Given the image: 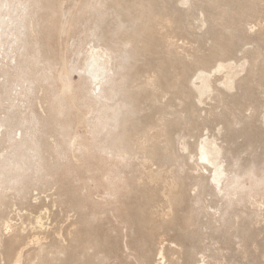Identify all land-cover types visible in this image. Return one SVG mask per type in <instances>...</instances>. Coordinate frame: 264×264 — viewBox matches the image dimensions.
Masks as SVG:
<instances>
[{
	"label": "rangeland",
	"instance_id": "rangeland-1",
	"mask_svg": "<svg viewBox=\"0 0 264 264\" xmlns=\"http://www.w3.org/2000/svg\"><path fill=\"white\" fill-rule=\"evenodd\" d=\"M183 1L41 0L32 11L34 93L27 104L22 84L0 78V119L10 105L31 115L45 168L0 204V264H264V181L251 189L245 176L264 178V0ZM94 48L127 55L128 109L104 131L83 76ZM222 60L245 65L231 91L214 72ZM203 69L214 92L199 102ZM20 128L0 130V162ZM207 138L241 194L219 193L197 166Z\"/></svg>",
	"mask_w": 264,
	"mask_h": 264
},
{
	"label": "bare ground",
	"instance_id": "bare-ground-1",
	"mask_svg": "<svg viewBox=\"0 0 264 264\" xmlns=\"http://www.w3.org/2000/svg\"><path fill=\"white\" fill-rule=\"evenodd\" d=\"M187 4L188 0H184L183 5ZM40 5L41 0H0V78H3L5 85L9 84L8 87L16 83L22 84L23 89L19 98L27 104L34 93L31 85L37 81L32 79L33 69L31 66L34 63L38 64L32 49L31 38L33 39L34 34L32 11L35 8L37 10ZM97 30L99 32L98 28ZM130 43L131 41L126 44V47ZM126 58V54L112 51V49L97 50L94 48L85 59L83 76L88 89L86 93L89 94V100L95 105H100L96 126L101 127V131L109 126L117 127L119 119L128 109L125 100L120 99ZM8 66H11L15 71L13 78L8 77ZM244 69V64L238 65L231 60H222L215 66L214 72L217 75H222L221 85L225 90L231 91L235 86L234 81ZM240 70L241 72H239ZM27 82L29 84L25 86ZM62 84L63 89H68L71 85L70 79L62 77ZM192 90L197 94L199 102L214 92L210 71L201 70L196 81L192 83ZM10 91L7 89L6 92L8 101ZM13 106L6 107L5 117L0 119V130H2V135L10 137V131L13 128L21 127L18 130L21 131V135L19 138L16 136L14 141H9V146L4 150L6 152L4 158L0 162V204L5 201L7 192L13 191L19 183L31 177L32 170L33 172H42L45 168L42 162L41 148L34 140V135L30 133L33 118L31 115L21 117L16 111L10 113ZM61 114L62 112L59 113V116ZM185 149H187L186 146ZM197 152V166H200V162L204 169L212 174L211 180L219 193L222 192L224 196L230 197L237 196L244 191L241 176L228 174L223 161V148L215 140L204 139L198 146ZM245 176L251 184V189L264 181V178H256L251 170ZM37 226L42 229L41 218L37 219ZM162 256L164 260V255Z\"/></svg>",
	"mask_w": 264,
	"mask_h": 264
}]
</instances>
